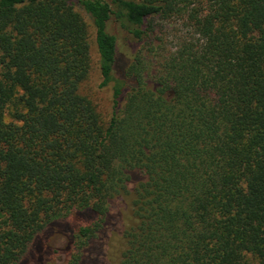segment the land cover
<instances>
[{
    "label": "trees",
    "instance_id": "trees-1",
    "mask_svg": "<svg viewBox=\"0 0 264 264\" xmlns=\"http://www.w3.org/2000/svg\"><path fill=\"white\" fill-rule=\"evenodd\" d=\"M0 264H264V0H0Z\"/></svg>",
    "mask_w": 264,
    "mask_h": 264
},
{
    "label": "rangeland",
    "instance_id": "rangeland-1",
    "mask_svg": "<svg viewBox=\"0 0 264 264\" xmlns=\"http://www.w3.org/2000/svg\"><path fill=\"white\" fill-rule=\"evenodd\" d=\"M73 1V0H70ZM165 43L169 46V47H174V45L176 44V40H175V36H178L179 34H184L186 33V29L183 27L182 22L177 23L176 25L174 24H165ZM112 30L114 31V33H116L117 36L123 38L124 37V32H122L120 29H116L114 26H111ZM115 28V29H113ZM91 57H92V68H91V73H90V78L87 81V83L85 84V88L87 90V92H89L91 95L94 96L95 100H97L98 102L101 103V105L103 106L102 108H106L109 105V100H110V94H111V85L110 86H106L104 88H98V84L100 83V75H99V69H98V54L95 48L94 43H92L91 45ZM119 202L117 201L115 203V211H119V208L117 206H119ZM71 224H75L78 225L80 222L78 220V216H71L70 219ZM64 225V221L63 222H59L57 223V228H61V226ZM59 232L54 230L52 234L48 235L47 240H46V244L48 246H53V247H60L64 244V240L62 239V237L60 236V234H58Z\"/></svg>",
    "mask_w": 264,
    "mask_h": 264
}]
</instances>
